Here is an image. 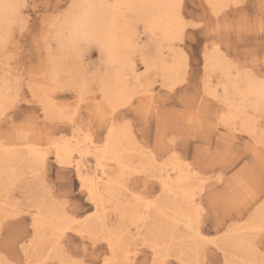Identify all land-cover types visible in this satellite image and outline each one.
<instances>
[{"label":"rangeland","instance_id":"1","mask_svg":"<svg viewBox=\"0 0 264 264\" xmlns=\"http://www.w3.org/2000/svg\"><path fill=\"white\" fill-rule=\"evenodd\" d=\"M78 1L84 0H16V4L21 6L16 10L18 15L13 14L14 22L10 25L6 21L0 32V90L4 94L5 103L0 107V110H3L0 113L7 116V122L0 117V144L11 149L10 156L0 153L2 162L0 169L3 170V172L0 170V262L70 264V260L74 258L72 252L77 248L83 249L91 245L93 237L98 238L96 241L98 254L113 255L108 251L105 243L107 239L113 237L112 240L119 242L121 249L122 244H135L136 233L122 230L124 226L131 224L126 217L134 216L140 230L142 229L141 235L166 245L165 251L169 246L177 257V264L180 260L193 264L197 259V247L202 248L204 242L195 238V233L189 227L182 225L176 229L169 225V218H166V215L171 214L172 209L166 207V197L157 178L159 168L173 160H179L193 178L192 187L203 189L207 185L202 181L208 180L212 186L222 187L228 192L234 206L233 211L219 217L215 214L205 216L202 220L201 234L215 241V247L210 252L211 258L217 264H260L264 257L252 249L250 241L252 230L259 229L264 223V207H261L264 203L261 201V176L264 175V122L261 123V119L258 118L260 116L250 107L244 109V114H240L234 120V124L225 122L223 116L227 114L228 107L223 102L225 100L223 88L227 86L230 89L235 82L243 86L251 81L249 76L246 78L245 67H254L259 73L261 66L264 65V34L260 32L259 24V14L264 0H224L217 11L206 3V0H183L182 15L191 23L204 21V31L186 28L183 30L181 40L164 43L160 41L159 34L151 35L136 13L121 11L122 17H119L121 27L133 28L139 35L138 51L131 54L136 68L135 75L139 79L134 90L135 96L129 104L117 109L128 123L124 125L123 120H117L114 125V128L124 132L123 146L125 145L131 169L125 175H121L115 168L111 169L118 182V188L116 187L113 199L110 196L104 197V208L97 212L94 203L89 201L87 191L81 190V181L75 168L70 164H60L54 152L56 143L69 140L73 135L83 140H90L91 137L92 141L102 145L108 136L105 126L113 128L110 115L106 119V115L111 113L112 109L103 98L100 85L103 80L116 73L119 65H112V68L110 64H106L105 58L101 61L99 49L87 53L81 51V58L82 56L85 58L80 59L82 64L79 62L76 65L60 48L58 26L68 12L58 11L57 6L65 2L79 3ZM25 4L28 6L23 7ZM54 39L56 41H53ZM159 47L164 50H160ZM156 51L159 52L157 53L160 58ZM163 53L164 55H161ZM162 59L165 62L171 59V62L179 63L178 78H173L172 81L164 75L161 70ZM184 59L187 62L183 64ZM133 81L134 79H130L131 85ZM41 88L46 95L52 96V109L44 106L45 95L42 94ZM145 89L151 90V93L145 94ZM227 100L228 104L234 103L235 106L242 103L239 102L240 97L233 92L227 94ZM102 103L105 106H102ZM80 114L91 117L93 122L91 128L83 120L74 118ZM248 115L249 118L246 117ZM66 116H69V119ZM248 120L253 125L245 127ZM131 139L134 140L130 141ZM27 141L37 145L42 153H46L44 163L34 160L33 162L32 159L21 156L20 151H16L17 148L22 149V145ZM11 157L19 160H13ZM22 158L26 162L23 163ZM153 160L155 164H151ZM140 163L146 167L140 166ZM94 164L93 158L87 159L88 167H94ZM125 176L132 179L125 180ZM144 176H148L149 179H143ZM65 178L73 189L67 199L63 196L64 189L61 187L65 183ZM133 189L154 193L159 197L155 200L153 209L146 211V204L135 199ZM197 198L200 201L201 198ZM203 199L206 201L207 197ZM65 204L68 206L65 207ZM162 206L165 207L166 214L157 211ZM38 212L48 216L57 215L59 220L73 215L77 219L82 215L93 213L95 215L83 225L85 229L82 225L79 226L86 235L79 236L76 232H66L67 235L63 236L59 243H55L50 226L41 224L38 230L34 227V217ZM140 217L143 220H140ZM256 234L259 235L258 232ZM141 252L139 258L145 259L147 250L141 249ZM200 258L203 259V256Z\"/></svg>","mask_w":264,"mask_h":264},{"label":"bare ground","instance_id":"2","mask_svg":"<svg viewBox=\"0 0 264 264\" xmlns=\"http://www.w3.org/2000/svg\"><path fill=\"white\" fill-rule=\"evenodd\" d=\"M209 5H211L216 11L221 7V5L223 4L224 0H206ZM0 2L4 3V4H8V3H13L16 4V0H0ZM79 2V1H78ZM159 2V0H84V1H80L79 3H75L77 5H84V4H88V5H94V7L88 8V9H82V8H75L73 10H71L70 12H68V14L64 17V19L62 20V22L59 24L58 26V37L60 40V44H61V49L63 50V54L69 56L75 63L76 65L79 64L80 59H84L83 56L81 58V51L79 50L78 46L74 43V37L77 33H81V32H88L94 36H96L97 38H99L105 45H106V54L104 56L106 64H110L111 66L117 64V66L119 65V69L116 71V73L109 77L108 79L106 78L105 80H103V82L101 83V91L103 93V98L105 99L106 103L108 104V106L113 110H117L118 108H120V106L126 105L127 103L129 104V102L132 100L134 95V91L135 88H137L139 79L138 77H136L135 73H136V68L134 63L132 62L131 59V54L135 53L136 51H138L139 48V35H137V32L135 29H128L126 26V28L121 27L120 23H119V17L121 16V11L125 10L128 13H136L138 15V18L144 22L147 29H149V31L152 34H159L158 36H160L161 38V42L163 41H173L176 40L175 39V33L176 31H178V27L177 28H165L162 27L159 23V21L156 19L159 15H160V10L159 9H153V8H149V7H135V8H119L116 7L117 5H121V4H136V5H150V4H154ZM234 2V1H232ZM231 2V3H232ZM237 3V2H236ZM74 4V3H73ZM19 5V4H18ZM231 5V4H230ZM210 6V7H211ZM225 10V9H224ZM6 10L0 9V32L2 30L3 24L7 21V16H6ZM15 14V13H14ZM125 16V15H124ZM122 17V16H121ZM128 18V17H127ZM135 18V17H134ZM129 19V18H128ZM137 19V18H136ZM61 21V20H60ZM123 21V20H122ZM129 21V20H128ZM131 21V20H130ZM14 22V21H13ZM50 22V21H49ZM125 22V21H124ZM127 22V21H126ZM123 23V22H122ZM130 23V22H129ZM124 24V23H123ZM132 24V23H131ZM129 25V24H128ZM137 25V24H136ZM8 26V25H7ZM132 26V25H131ZM5 27V24H4ZM130 27V26H129ZM56 28V27H55ZM139 28V27H138ZM7 31V30H6ZM139 33V32H138ZM147 34V33H146ZM1 35V34H0ZM150 35V34H149ZM150 35V36H151ZM157 36V37H158ZM151 38V37H150ZM153 38V37H152ZM158 39V38H157ZM150 40V39H149ZM53 41H56L55 39ZM157 41V40H156ZM152 42V41H151ZM157 44V43H156ZM155 44V46H156ZM142 45V44H141ZM161 45V44H160ZM162 46V45H161ZM142 47V46H141ZM140 47V49H142ZM144 48V47H143ZM158 48V47H157ZM156 50H164L162 48L159 47V49ZM173 48V47H172ZM139 49V50H140ZM149 49V48H148ZM144 50V49H143ZM146 51V49H145ZM141 52V51H140ZM148 52V51H147ZM155 52V51H154ZM158 51H156L157 53ZM85 53V52H83ZM87 53V51H86ZM144 53V52H143ZM153 53V51H152ZM159 53V52H158ZM157 53V56H158ZM146 54V53H144ZM213 54V53H212ZM83 55V54H82ZM139 55V54H138ZM147 55V54H146ZM145 55V56H146ZM153 55V54H151ZM150 55V56H151ZM161 55H164L161 54ZM85 56V55H84ZM179 56V55H178ZM212 56V55H211ZM159 57V56H158ZM157 57V58H158ZM171 57V56H170ZM146 58V57H145ZM149 57V61H150ZM153 58V56H152ZM155 58V59H157ZM160 58V57H159ZM162 58V57H161ZM175 58V57H174ZM173 58V60H174ZM182 58V57H181ZM184 58V56H183ZM183 58L181 60H183ZM186 58V57H185ZM219 58V57H218ZM148 59V58H147ZM165 59V58H164ZM162 59L161 62V70L164 73V75H166V77L169 79H171L173 81V78L176 79L178 78L177 76L179 75V63H177L176 61L170 62L167 61L165 62V60ZM223 59V58H222ZM47 60V59H46ZM180 60V58H179ZM178 60V61H179ZM210 60V59H209ZM214 60V59H213ZM185 59L183 62V64L185 63ZM211 61V60H210ZM71 62V61H70ZM83 62V61H82ZM159 62V61H158ZM181 62V63H182ZM187 62V61H186ZM221 62V61H220ZM72 63V62H71ZM81 63V62H80ZM144 63V62H143ZM227 63V62H226ZM82 64V63H81ZM104 64V63H103ZM145 64V63H144ZM154 64V63H153ZM157 64V63H156ZM160 64V63H159ZM217 65V64H216ZM224 65H227L224 63ZM59 66V65H58ZM72 66H74V64L72 63ZM84 66V65H83ZM112 66V68H113ZM187 66V65H186ZM205 66V65H204ZM218 66V65H217ZM221 66V65H220ZM110 67V66H109ZM147 67V66H146ZM151 67V66H150ZM84 68V67H83ZM154 68V67H153ZM157 68V67H156ZM230 68V67H229ZM59 68H57L58 70ZM74 69V68H73ZM107 69V67H106ZM212 69V68H211ZM219 69V68H218ZM223 69V66H222ZM221 69V70H222ZM231 69V68H230ZM149 70H153V69H149ZM148 70V71H149ZM157 70V69H156ZM179 70V71H178ZM51 71V70H50ZM54 71V70H53ZM77 71V70H75ZM82 71H85L84 69H82ZM155 71V70H153ZM206 71V70H205ZM81 72V71H80ZM107 72V70H106ZM109 72V71H108ZM186 72V71H185ZM216 72V71H215ZM43 73V72H42ZM79 73V72H78ZM112 73V72H111ZM156 73V72H155ZM47 74V73H46ZM57 74V73H55ZM85 74V73H84ZM87 74V72H86ZM109 75V73H107ZM217 74V73H215ZM221 74V73H220ZM232 74V73H231ZM58 76V75H57ZM80 76V75H79ZM104 76V75H103ZM181 76V75H180ZM247 79H248V75H246ZM85 77V76H84ZM220 77V76H219ZM225 77V76H223ZM222 77V78H223ZM227 77H229V74H227ZM238 77V76H237ZM242 77V76H241ZM245 77V76H244ZM45 78H48L47 76H45ZM82 78V77H81ZM103 78V77H102ZM221 78V79H222ZM233 78V77H232ZM235 78V77H234ZM240 78V77H239ZM59 79V78H58ZM130 79H134L133 84L131 85ZM183 79V78H182ZM220 79V78H219ZM228 79V78H226ZM55 80V79H54ZM142 80V79H140ZM170 80V81H171ZM102 80L100 79V82ZM169 81V82H170ZM142 82V81H141ZM178 82V81H177ZM183 82V81H182ZM231 82V81H230ZM82 83V82H81ZM146 83V82H145ZM224 83V81H223ZM232 83V82H231ZM80 84V83H79ZM140 84V83H139ZM174 84V83H173ZM179 84V82H178ZM5 85V83H4ZM3 85V86H4ZM147 85V84H145ZM150 85V84H149ZM168 85V84H167ZM227 85V84H226ZM173 86V85H172ZM171 86V87H172ZM213 86V85H212ZM224 86V85H223ZM85 87V86H83ZM141 87V86H139ZM82 88V87H81ZM143 88V87H142ZM141 88V89H142ZM146 88V87H145ZM3 89V87H2ZM13 89V88H12ZM140 91L142 92L143 90ZM48 90V89H47ZM4 91V90H3ZM41 92L42 94H44V106L48 107L49 109L51 108L53 101H52V96H48L46 95V92H43L42 88H41ZM223 92L225 93V100L223 101L226 105V107H228L227 110V114L223 116V120L225 122H231L234 124V120L238 118V116H240V114H244V109L245 108H251V104H250V100L251 101H255V103L257 105L260 104L261 102V95H260V88L259 85L257 83H254L253 81H248L246 84H244L243 86H241L240 84H238V82H235L231 85L230 89H228L227 86H224L223 88ZM234 95H237L240 97V101H242L241 105H234L233 104H228L227 103V94L232 93ZM35 93V92H34ZM145 94H150L151 90L149 89H145L144 91ZM143 93V94H144ZM137 94V93H136ZM217 94V93H216ZM138 95V94H137ZM4 94L2 93V91L0 90V107L5 104L4 103ZM7 97V96H6ZM234 97V96H233ZM41 98V97H40ZM233 99V98H232ZM235 99V98H234ZM237 99V98H236ZM238 101V100H237ZM6 102V101H5ZM229 102V101H228ZM238 102V104H240ZM104 103V102H103ZM102 106H105L103 105ZM56 105H58L56 103ZM98 105V104H96ZM60 106V105H59ZM58 106V107H59ZM43 107V106H42ZM99 107V106H98ZM98 107H96L98 109ZM47 108V109H48ZM247 108V109H248ZM4 109V108H3ZM52 109V108H51ZM96 109V110H97ZM246 109V110H247ZM60 110V108H59ZM99 110V109H98ZM3 110H0V112H2ZM118 111V110H117ZM256 114H258L260 116V112L259 110H253ZM45 112V111H44ZM248 112V111H247ZM63 113V112H62ZM61 113V114H62ZM66 113V112H65ZM55 114V113H54ZM249 114V113H248ZM64 115V113H63ZM257 115V117H258ZM56 116V115H55ZM242 116V115H241ZM256 116V115H255ZM67 117V116H66ZM69 117V116H68ZM67 117V118H68ZM71 117V116H70ZM245 117V116H244ZM242 117V118H244ZM249 118V115L246 116ZM245 117V118H246ZM57 118V117H56ZM241 118V117H240ZM252 118V116H251ZM260 120V117H258ZM53 119V118H52ZM69 119V118H68ZM253 119V118H252ZM62 120V119H61ZM240 120V119H239ZM238 120V121H239ZM247 120V118H246ZM244 119V121H246ZM256 120V117H255ZM242 121V120H240ZM243 121V122H244ZM254 121V120H253ZM258 121V119H257ZM237 122V120H236ZM251 121L248 120V125H245V127H249L251 126L250 124ZM255 122V121H254ZM245 123V122H244ZM263 123V122H261ZM253 125V124H252ZM255 125V124H254ZM262 125V124H261ZM260 125V126H261ZM243 126V125H242ZM117 127V126H116ZM255 127V126H254ZM259 127V126H258ZM80 128V127H79ZM123 128V127H122ZM121 128V129H122ZM125 128V127H124ZM252 128V127H251ZM119 129V128H118ZM116 128H111V135L107 136V140H108V146L106 148V150H101L99 153H97V147H100L101 144L95 143L94 141L91 140V137L88 139H80L78 136L73 135L71 137V139L69 140H65L59 143H54L55 144V149L57 157H58V162L62 165L65 164H70L75 168V172L77 173L78 178L80 179L81 177L84 178V182L85 184H93V187L96 189L95 191V200L96 203H94V207H95V211H99L100 209L104 208L103 206V199L105 196H110L112 198V196L115 194L116 189L118 188V182L115 180L114 178V174H112L111 169L115 168L116 170H118V172L121 175H125V173L127 171H129V169H131V166L129 165V161L126 157V149L124 148L125 145L123 146V133L118 130ZM263 129V128H262ZM82 130V129H81ZM124 130V129H123ZM122 130V131H123ZM254 130V129H253ZM251 130V131H253ZM264 130V129H263ZM131 131V130H130ZM81 132V131H80ZM132 132V131H131ZM264 132V131H263ZM262 132V133H263ZM130 133V132H129ZM90 134V133H89ZM88 134V136H89ZM255 134V131H254ZM130 135V134H129ZM126 136V135H125ZM128 137V136H127ZM134 137V136H133ZM85 138V137H84ZM93 138V136H92ZM25 139V138H24ZM127 139V138H125ZM34 140V139H33ZM134 140V139H133ZM132 139L130 141H133ZM26 141V140H25ZM127 143V141H126ZM130 143V142H129ZM132 143V142H131ZM125 144V143H124ZM128 144V143H127ZM134 145V144H133ZM260 145V144H259ZM130 146V145H128ZM14 147V146H13ZM22 149L18 148L16 149V151H20V153H22L21 156H24V158H28V159H32V161L34 160L35 162L38 163H44L45 161V157L47 156L46 153H42L41 149L38 148L37 145L33 144L32 142H26L22 145ZM54 147V146H53ZM12 148V147H11ZM15 148V147H14ZM42 148V147H40ZM132 148V147H131ZM0 149H2V151H0V153H2V155H8L10 156V152L11 149H7V147H3V145L0 144ZM13 149V148H12ZM129 150V149H128ZM135 150V149H134ZM133 150V151H134ZM138 150V149H137ZM141 150V149H140ZM130 151V150H129ZM136 151V150H135ZM134 151V152H135ZM19 153V154H20ZM134 154V153H133ZM139 155V153L137 154ZM141 155V153H140ZM15 156V155H14ZM132 156V155H131ZM142 156V155H141ZM16 157V156H15ZM93 158L94 159V167H88L86 165L87 159L88 158ZM130 157V156H129ZM135 157V156H134ZM13 158V157H11ZM15 158H13L14 160ZM18 159V158H16ZM15 159V160H16ZM23 159V158H22ZM48 159V157H47ZM10 160V159H9ZM19 160V159H18ZM5 161V158H4ZM31 161V160H29ZM31 161V163H32ZM33 161V162H34ZM151 161V159H150ZM1 162V161H0ZM15 162V161H14ZM17 162V161H16ZM26 162L23 159V163ZM173 162V163H172ZM172 162H170L169 164H164L161 168H159V174L157 176V178L159 179L160 185H161V189L163 191V193L165 194L166 200V207H170L172 210L171 214H168V216L166 215V218H169V225L172 228H176L178 229L180 226H185V222L187 221H191L192 219V213H193V208L191 206V203L189 201V199L187 198V194L192 193L195 188L192 187V179L190 176V172L188 171L187 168H184V166L182 165V163L179 160H173ZM2 163V162H1ZM5 163V162H4ZM7 163V162H6ZM22 163V162H21ZM20 163V164H21ZM134 163V162H133ZM149 163V162H147ZM16 164V163H15ZM26 164V163H25ZM141 164V163H140ZM151 164H155V160H153V163L151 162ZM1 165V164H0ZM8 165V164H7ZM23 165V164H22ZM38 165V164H37ZM42 165V164H41ZM97 165H99V167H97ZM162 165V164H161ZM9 166V165H8ZM7 166V167H8ZM15 166V165H14ZM26 166V165H25ZM24 166V167H25ZM68 166V165H67ZM140 166H143V164H141ZM139 166V167H140ZM154 166V165H153ZM159 166V165H158ZM2 167V166H1ZM21 167V165H20ZM39 167V166H38ZM138 167V168H139ZM146 167V166H143ZM152 167V166H151ZM41 168V167H40ZM77 168L79 169V171L77 172ZM136 168V167H135ZM156 169V167H153ZM7 169V168H6ZM5 169V170H6ZM16 169V168H14ZM28 169V167H27ZM32 169V168H31ZM149 169V166H148ZM2 170V169H0ZM17 170V169H16ZM22 170V169H21ZM37 170V169H36ZM35 170V171H36ZM137 170V169H136ZM9 171V170H8ZM33 171V172H35ZM133 171V169H132ZM139 171V170H137ZM141 171V169H140ZM145 171V170H144ZM3 172V170H2ZM10 172V171H9ZM16 172V171H13ZM39 172V171H38ZM131 172V171H130ZM41 173V171H40ZM114 173V172H113ZM146 173V172H144ZM36 173H34L35 175ZM133 174V173H132ZM149 174V173H148ZM2 175V174H1ZM12 175V174H10ZM14 175V174H13ZM33 175V176H34ZM18 176V174H17ZM19 177V176H18ZM37 177V174H36ZM121 177V176H120ZM126 177V176H125ZM130 177V176H129ZM4 178V177H3ZM8 179V177L6 178ZM11 179V178H10ZM124 179V178H123ZM1 181V180H0ZM8 181V180H7ZM16 181V180H14ZM81 181V179H80ZM124 181V180H123ZM4 182L5 179H4ZM158 182V183H159ZM12 183V182H10ZM13 184V183H12ZM121 184V183H120ZM119 184V185H120ZM3 185V184H2ZM7 185V183H6ZM11 185V184H10ZM8 186V185H7ZM1 187V186H0ZM11 187V186H10ZM117 187V188H116ZM124 188V186H122ZM120 188V187H119ZM2 190L4 188H1ZM8 189V188H6ZM122 190V189H120ZM4 192V191H3ZM119 192V191H118ZM1 193V192H0ZM5 197V196H4ZM115 197V195H114ZM113 197V198H114ZM199 197V196H198ZM112 198V199H113ZM1 199V198H0ZM108 199V198H107ZM197 199V203H199L198 198ZM118 200H115V202ZM110 202V200H109ZM140 202V201H139ZM120 203V202H119ZM158 203V202H157ZM1 204V203H0ZM44 204V203H43ZM42 204V205H43ZM93 204V203H92ZM121 204V203H120ZM156 204V203H155ZM1 206V205H0ZM5 206V205H4ZM41 206V205H40ZM158 206V205H157ZM117 207V206H116ZM123 207V206H122ZM4 208V207H3ZM118 208V207H117ZM165 207H159L157 211L163 212L164 214H166V212L164 211ZM120 209V208H119ZM146 211H148L147 205L145 206ZM153 209V208H151ZM62 210V209H61ZM105 210V209H104ZM168 210V209H167ZM38 211V210H37ZM103 211V210H102ZM129 211V210H128ZM128 211L126 213H128ZM46 212V211H45ZM149 212V211H148ZM5 213V210H4ZM48 213V212H47ZM50 213V212H49ZM58 213V212H57ZM124 213V211L122 212ZM133 213V212H132ZM159 213V214H160ZM6 214V213H5ZM14 214V213H11ZM103 214V213H102ZM125 214V213H124ZM163 214V215H164ZM35 215V213H34ZM33 215V216H34ZM101 215V214H100ZM99 215V216H100ZM133 215V214H132ZM136 215V214H135ZM162 215V214H161ZM57 216V215H56ZM54 214L53 215H46L42 212H38L37 216L34 217V222H35V226L36 229L38 230V227L42 225H48L51 227V232L52 235L54 236V242L55 243H59V241H61L62 237L67 235L66 232L64 231V229L66 227L69 226V221L68 218L64 217L62 218L63 220H59ZM102 216V215H101ZM126 216V215H125ZM124 216V217H125ZM15 217V216H14ZM104 217V216H102ZM121 217V215H120ZM128 219V221L131 223V225H134L135 227H139L137 221L135 220L134 216H130V217H126ZM165 218V219H166ZM97 219V218H95ZM143 220V218L140 217V220ZM102 220V219H101ZM145 220V219H144ZM1 222V220H0ZM89 222V221H88ZM104 222V220H103ZM168 222V220H167ZM98 223V222H97ZM102 223V222H101ZM89 224V223H88ZM103 224V223H102ZM161 224V223H160ZM93 225V224H92ZM106 225V224H105ZM168 225V226H169ZM83 226V225H82ZM90 226V225H89ZM97 226V225H96ZM104 226V225H103ZM84 227V226H83ZM107 227V226H106ZM252 227V226H251ZM89 228V227H88ZM42 229V228H41ZM39 229V230H41ZM81 229V228H80ZM83 229V228H82ZM85 229V227H84ZM35 230V228H34ZM44 230V229H42ZM95 230V229H94ZM110 230V229H109ZM142 230V229H141ZM141 230L140 232L136 233V235H141ZM175 230V229H174ZM249 230V229H248ZM45 231V230H44ZM88 231V230H87ZM235 231V230H234ZM251 231V230H249ZM253 231V230H252ZM39 231H37L38 233ZM42 232V231H41ZM173 232V231H172ZM201 233V232H200ZM231 233V232H230ZM121 234V233H120ZM124 234V233H123ZM174 234V233H172ZM134 235V236H136ZM143 235V234H142ZM151 235V234H150ZM202 235V234H201ZM227 235V233H226ZM230 235V234H229ZM80 236V235H79ZM112 236V234H111ZM110 236V237H111ZM196 236V235H195ZM194 236V237H195ZM203 236V235H202ZM233 236V234H232ZM122 237V236H121ZM124 237V236H123ZM193 237V236H192ZM53 238V237H51ZM91 238V236H90ZM151 238V237H150ZM170 238V237H169ZM169 238H166L167 240ZM173 238V237H172ZM185 238V237H184ZM187 238V237H186ZM195 238H198L197 236ZM227 238V237H226ZM34 239V238H33ZM113 239V237H112ZM153 239V238H151ZM165 239V240H166ZM118 240V239H117ZM120 240V239H119ZM118 240V241H119ZM172 240V239H171ZM195 240V239H194ZM238 240V239H237ZM116 241V240H115ZM193 241V240H192ZM200 242H202L201 240H199ZM243 241V239H242ZM90 242V240H89ZM170 242V241H169ZM197 242V239H196ZM238 242V241H237ZM92 243V242H91ZM163 243V242H162ZM227 243V242H226ZM236 243V242H235ZM167 244V242H166ZM173 244V243H171ZM184 244V243H183ZM194 244V243H193ZM200 244V243H199ZM203 244V243H202ZM234 244V243H233ZM244 244V243H243ZM168 245V244H167ZM170 245V244H169ZM176 245V244H175ZM179 245V244H178ZM182 245V244H181ZM185 245V244H184ZM191 245V244H190ZM227 245V244H226ZM171 246V245H170ZM173 246V245H172ZM186 246V245H185ZM188 246V245H187ZM193 246V245H191ZM195 246V245H194ZM237 246V245H236ZM239 246V245H238ZM246 246V245H245ZM55 247V246H54ZM169 247V246H168ZM182 247V246H181ZM225 247V246H224ZM229 247V246H226ZM113 248H114V258H120L122 256V253L124 251V249L120 248V244L119 242H114L113 241ZM172 248V247H171ZM175 248V247H174ZM196 248V246L194 247ZM236 248V247H235ZM244 248V247H243ZM250 248V247H249ZM55 249H57L55 247ZM184 249V248H183ZM191 250V248H188ZM225 249V248H224ZM28 250V249H27ZM173 250V248H172ZM179 250V249H178ZM232 250V249H230ZM229 250V251H230ZM225 251V250H224ZM182 252V251H181ZM228 252V251H227ZM27 253V251H26ZM113 254V253H111ZM197 254V253H196ZM33 255V254H32ZM179 255V252H178ZM195 255V254H193ZM37 256V255H36ZM35 256V257H36ZM180 256V255H179ZM247 256V254H246ZM31 257V256H30ZM29 257V258H30ZM33 257V256H32ZM186 257V256H185ZM193 257V256H192ZM196 257V256H195ZM2 258V256H1ZM37 258V257H36ZM39 258V257H38ZM181 259V257H179ZM178 258V259H179ZM35 259V258H33ZM179 259V260H180ZM1 260V259H0ZM31 259H28V261ZM62 262V261H61ZM64 262V261H63ZM243 261H241L242 263ZM245 262V261H244ZM252 262V261H251ZM13 263V262H12ZM249 263V262H248ZM252 263H255L254 261ZM229 264V263H228ZM247 264V263H246ZM256 264V263H255Z\"/></svg>","mask_w":264,"mask_h":264},{"label":"snow or ice","instance_id":"3","mask_svg":"<svg viewBox=\"0 0 264 264\" xmlns=\"http://www.w3.org/2000/svg\"><path fill=\"white\" fill-rule=\"evenodd\" d=\"M25 4L23 7H27ZM183 0H159V2L150 4V5H136V4H121L116 7L119 8H135V7H149L153 9H159L160 15L156 18L160 25L165 28H177L178 31L175 33V39L181 40L183 38V30L186 28H198L201 31H204L205 22L201 21L198 23H191L185 19L182 15L183 9ZM21 7L20 5L8 3L4 4L0 2V9L6 10L7 22L11 25L13 23L12 16L13 14H17L16 10ZM94 7V5H77V4H68L65 2L64 4H60L57 6L58 11L70 12L75 8L88 9ZM259 24H260V32L264 34V5H262L261 12L259 14ZM215 30V28L213 29ZM74 43L78 46L80 51H95L99 49L101 61L106 54V45L96 36L88 33L81 32L77 33L74 37ZM245 72L253 81L257 83L260 88L261 102L259 105L255 103V101L250 100L252 110H259L260 119L264 122V65L261 66V71L259 73L256 72L254 67H245ZM66 91H70L71 89H65ZM97 101H100V97H97ZM110 115L111 122L113 126L117 120H123L124 125H127L128 120L123 118L121 114L113 109L111 113L106 115ZM0 117L7 122V116L4 113H0ZM75 119H81L84 123L88 124V127L91 128L93 126V122L91 117L87 114H80ZM105 130L108 131L109 136L111 135V129L105 126ZM108 146V140L104 139L103 143L100 147H97V153L101 150H106ZM99 167V165H97ZM79 169L77 168V172ZM80 188L82 191H87V195L89 201L92 203H96L95 200V191L96 189L93 187V184H85L84 178L81 177ZM132 177H125V180H131ZM143 179H149L148 176H144ZM203 184L207 185V187L201 189L197 187L192 193L187 194V198L189 199L191 206L193 208L192 219L191 221L185 222V226L189 227L191 231L195 233L199 240L203 241V246L197 247V259L193 262V264H217L215 260H213L210 256V252L215 247L214 239H210L208 237H204L200 233V225L205 216H211L215 214L219 217L221 214H226L230 211H233V203L232 200L225 190L222 187H214L210 184L208 180H203ZM64 189L63 196L65 199L70 197L72 192V186L67 182V178H65V183L61 185ZM131 187V184H129ZM127 191V189H125ZM132 194H135V199L146 204L148 210L155 204V200H158L159 197H156L154 193H149L143 190L137 191L136 189L132 190ZM200 197L199 203H197V197ZM207 197L205 201L203 198ZM261 201H264V175L261 176ZM68 205L65 204V207ZM261 207H264V203L261 204ZM91 211V210H89ZM94 213L91 215H82L80 219H77L74 215L68 216L69 226L64 229L65 232L71 233L76 232L78 235H86V232L79 228L81 225H86L88 221L93 218ZM124 231L128 233H138L140 229L135 227L134 225H126L123 227ZM259 233L257 235L256 233ZM97 237H93V243L91 245L85 246L83 249L77 248L72 252L73 259L70 260V264H177V257L172 253L170 247L165 251L167 247L164 244L159 243L158 241L154 242L150 237L144 235L135 236V244L128 243L122 244L121 247L124 249L122 256L120 258H114V248H113V240L107 239L105 243L108 246V251L113 253V255H109L108 253L98 254L96 249V241ZM218 239V238H216ZM250 245L252 249L258 252L261 257H264V223L261 224L259 229H253V235L250 241ZM141 249L147 250V256L145 259H140L139 257L142 255ZM203 256V259L200 257ZM2 264V262H0ZM21 264H24L22 261ZM179 264H188V262L180 260ZM260 264H264V259L260 261Z\"/></svg>","mask_w":264,"mask_h":264}]
</instances>
